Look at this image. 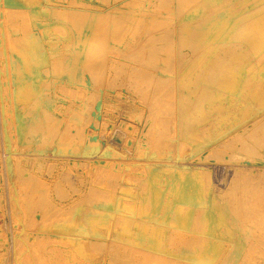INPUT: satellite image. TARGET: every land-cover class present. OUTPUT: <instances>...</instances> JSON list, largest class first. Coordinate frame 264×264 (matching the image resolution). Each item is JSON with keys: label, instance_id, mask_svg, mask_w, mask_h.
<instances>
[{"label": "rangeland", "instance_id": "rangeland-1", "mask_svg": "<svg viewBox=\"0 0 264 264\" xmlns=\"http://www.w3.org/2000/svg\"><path fill=\"white\" fill-rule=\"evenodd\" d=\"M31 1L0 0V239L9 244L10 249L12 239L26 242V233H35L39 226L48 223L42 215L49 207L47 202L54 199L66 203L65 214L59 220L63 224L85 223L88 209L100 210L92 213L90 226L95 232L94 240L105 244L98 248L107 264H135L134 249L128 248L129 245L120 255L106 252L105 249L111 247L107 236L110 221L120 234L128 230L139 235L153 233V229L161 225L181 224V230L214 240L207 232L209 221L202 218L200 211L191 214L183 208L189 205L175 212L180 220L175 217L166 220L173 210L168 201L178 207L180 202L174 199L176 193L182 192L184 184L186 189L191 184L178 180L173 173L164 201H151L148 198L151 177L147 171L150 163L157 168L188 171L187 178L194 182L193 171L200 177L208 176L221 192V200H232L228 203L232 215L259 208L261 202L264 204V182L260 186L254 182L264 178V132L232 140L241 134L242 125L258 114L256 93L245 96L238 84L232 85V90L222 89L217 78L203 76L204 65H197L190 49L179 44L174 47L172 63L162 59L153 64L144 57L139 62H131L124 56L130 50L149 48L150 42L146 39L150 32L144 30L140 21L160 15V0H39L50 8L49 39L52 41L48 63L39 79L36 74H28L25 61L15 58L23 49H28L29 44L24 40L26 31L32 27V21L18 8L26 9ZM101 6L106 10L113 6L116 10L112 15L99 17L82 13V10L93 11ZM93 17L96 18L93 20ZM100 17L105 21L102 29L97 27ZM118 19L129 21L137 30L119 31ZM92 27H96V40L86 48L94 50V56L104 58L102 64L87 65L82 60L81 42ZM160 48L159 54L165 56V48ZM179 50L184 54L182 58L178 57ZM33 68L34 65L28 67L29 71ZM137 70L147 72L150 77L143 90H139L140 84L130 75ZM10 77L13 82L7 86L11 85L13 91L3 93V84ZM167 85L170 86L167 89L161 87ZM45 95L51 97L52 103L45 113L47 117L54 116L56 108L60 107L64 155L61 166L55 165L60 158L55 153L56 145L43 136V122L37 119H43L38 104L39 101L44 103L41 98ZM213 103L221 109L209 112ZM218 130L234 132L228 143L236 145L227 146L225 140L209 148L204 142L213 138ZM27 149H32L31 154L47 156L22 155L28 153L24 151ZM236 162L247 174L233 176L230 165ZM253 163L257 172L250 169ZM52 183L57 187H52ZM240 186L251 192L242 198L244 204L234 203L240 200H235ZM114 212L120 215L117 223L113 219L116 218ZM230 223L232 228L236 227L235 232L247 235V223L238 218L236 222H227ZM261 228L263 230L258 229L261 243L255 245L254 250L262 255L264 262V227ZM189 248L183 246L184 250ZM9 254L7 264H13L11 252ZM144 260L156 264V259L144 257Z\"/></svg>", "mask_w": 264, "mask_h": 264}, {"label": "bare ground", "instance_id": "bare-ground-1", "mask_svg": "<svg viewBox=\"0 0 264 264\" xmlns=\"http://www.w3.org/2000/svg\"><path fill=\"white\" fill-rule=\"evenodd\" d=\"M107 4L111 5V3ZM29 5L26 9L20 7L18 9L27 16L28 21H32V27L29 31H26L27 34L24 40L25 44L27 42V45L29 44L30 46L28 45V49H23L19 52L18 58L16 56L15 58L18 61H25L29 72L27 73L29 75L36 74L39 79L44 65L48 63L49 50L52 43L49 39L50 23L48 17L50 8L39 0H33ZM159 8V16L145 18L140 21L144 25V30L150 32V35H147L149 37L146 39V41L150 42L149 48L147 50H127L128 54L124 55L126 59L131 62H139L144 57L148 58L149 62L153 64L160 62L162 59L165 62L169 61L172 63L174 61L173 57H175L173 53L174 47L178 44L186 46L190 49L189 52L194 62L197 65H204V77H210L213 80L217 78L216 81H218L219 87L221 86L225 90H232V85L234 84L241 85V90L246 93L245 96L256 93L259 98V102H257L258 110L256 111L258 114L242 125L241 134L233 137L232 140L253 132H260L262 135L264 132V0H160ZM115 10L113 6H109L108 10L101 6L93 11L82 10V13L85 15L94 14L95 16H100L101 14L112 15ZM95 18L93 17V20ZM87 19L83 18V20ZM100 19V21L97 20L99 21L97 27L100 26L102 29L105 26V21H103L102 17ZM117 22L120 24H117L119 31H124L126 28L137 30L136 26L128 23L129 21L125 22L118 19ZM95 29L96 27L90 28V31L87 32L88 37L83 38L81 42L83 45V50H81L83 53L82 60L87 65H97L105 62L104 58L100 56L98 58L93 55L95 53L94 50L86 48V45L96 40L97 32ZM67 31L68 29L66 30L65 28V32ZM67 33L69 34V32ZM160 47L165 48V56L159 54ZM178 55L179 58H182L184 54L179 50ZM30 65L35 66L33 68L35 69L34 71L33 69L29 71L30 68L28 69V67ZM46 70L44 68L43 71L46 72ZM130 75L135 83L141 85H139V90L144 89V84L148 83L150 78L147 72L138 70L131 72ZM147 77L148 79L146 80ZM10 81L13 82L11 77L8 82L6 81L3 84V93L13 91L11 85L7 86ZM52 81V83L55 82L54 80ZM169 85H167L168 87H165L166 85L161 87L167 89L170 87ZM154 89L158 91L156 88ZM142 94L147 95L144 91H142ZM4 99L6 100L7 98L4 97ZM41 100L44 103L40 104L39 101L38 106L40 105L42 109L40 114L43 119L41 117L37 118L43 122L41 125L43 131L41 133L51 139L56 145L55 153L60 158H57L59 161L55 162V165L61 166L62 162L60 160L64 155L61 144L63 132L58 113L60 107L56 108L57 113L54 116L47 117L45 113H47V108L49 109L52 106L51 97L45 95ZM12 106L15 109V105L12 104ZM220 109V106L213 103L210 105L209 112ZM47 120L50 121L49 124H47ZM233 133H222L218 130L214 133L213 138L204 143L209 148L218 146L225 140V145H233L234 142L228 143ZM260 139L262 140L261 137ZM248 147L250 148V146ZM24 151H28V153L22 155H34L37 158L47 156L45 154H31L32 149ZM255 165L254 163L250 164V169L256 171ZM230 167L233 169L234 177L246 173V171L242 170L244 167L237 162L231 164ZM147 171L148 176L151 177L149 179L151 183L147 182L150 188L148 198L155 203L164 201V197L168 194L167 190L171 188L169 181L173 179L171 174L176 173L178 180L180 178L183 179L182 181L191 184L188 189H186V184H184L182 192L176 193L174 199L180 202L178 207L174 202L168 201L173 210L172 214L169 213V219L166 220H172L174 217L175 220L176 218L178 220V214H175V212L178 211L179 207L189 205L183 208L187 209L191 214L192 212L197 213L200 211L202 218H206L209 221L207 222V232L214 236L215 239L181 230L183 229H180L181 224L174 227L161 225L153 229L155 230L153 233H140L139 235L135 231L128 230L127 233L120 234L116 232L110 221V226H108L110 231L107 236H109L108 244H111V247L105 249L107 253L120 255L125 252L124 250L129 245L130 247L128 248L134 249L133 260L135 264H150L149 261L144 260V257L156 259L154 260L156 264H264L263 260H261L262 255H257L254 250L255 245L261 243V233H259L258 229L263 230L261 227H264V204L262 202L259 203V208L246 209L239 215L237 213L232 215L228 211L230 208L228 203L232 200H221L219 197L221 192L215 189L214 182L208 176L200 177L197 171H193L194 182L187 178L188 173H190L188 171L182 173L179 170L171 169V167L157 168L151 163L148 165ZM254 182L260 186L264 182V178H259ZM52 187H57V184L52 183ZM239 188L238 193L235 194L237 197L235 200L238 198L240 200L234 201V203L241 202L240 204H244L242 203V198L249 196L251 192L245 190L247 189L246 187L240 186ZM201 192H204V195ZM47 203H49V207L43 211L44 215L42 216L48 219V223L39 226L38 231L35 233H26V242L12 239L13 246L10 249L9 244L0 239V264H7V259H10L8 256L10 252L13 264H107L104 257L100 255L98 248V246L105 244L94 240L95 232L90 226L93 218L91 216L92 213H99L100 210L97 208L88 209L86 211L88 213L86 219L88 223L85 222L86 224L77 222H74L75 224H63L59 220L65 214L64 205L66 203L55 199ZM118 214V212L113 214L116 216V218L113 216V219H116V223L120 220L118 219L120 218ZM99 216L98 219L101 218ZM236 218L242 223H247V228H249L247 235H244L241 231L235 232L236 227L232 228L231 223L230 225L227 224L228 221L236 222ZM106 220L108 221V219ZM181 220H183V217ZM50 222L54 223L51 224ZM136 224L138 225L140 222ZM136 224L135 226H137ZM31 237L34 238V241H30ZM122 239L126 241H122ZM200 245H202V248ZM183 246L190 248L184 250ZM9 250L11 251L9 252ZM94 250H98V252L92 253L96 252ZM262 251L264 252V250Z\"/></svg>", "mask_w": 264, "mask_h": 264}]
</instances>
